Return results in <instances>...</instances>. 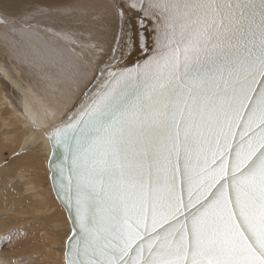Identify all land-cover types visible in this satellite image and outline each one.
I'll return each instance as SVG.
<instances>
[{"label": "snow or ice", "instance_id": "1", "mask_svg": "<svg viewBox=\"0 0 264 264\" xmlns=\"http://www.w3.org/2000/svg\"><path fill=\"white\" fill-rule=\"evenodd\" d=\"M130 7L157 54L53 137L68 264H264V0Z\"/></svg>", "mask_w": 264, "mask_h": 264}, {"label": "rangeland", "instance_id": "2", "mask_svg": "<svg viewBox=\"0 0 264 264\" xmlns=\"http://www.w3.org/2000/svg\"><path fill=\"white\" fill-rule=\"evenodd\" d=\"M3 1L0 0V18L3 17L6 20L0 23V35L2 36H4L3 33L17 29L15 24L14 26L5 25L8 18L4 13L12 15V12H2L3 8H6V5L11 2L4 3ZM109 1V4L112 5L111 0ZM18 2H21L22 5L14 6L10 9L11 11L20 13V16H23L25 10L44 12V15L39 16L41 18H37L36 21H49L54 28H56L54 25H60L54 18L60 17L61 13H48L71 8L67 10L69 15H63V17L66 16L65 18L69 22L74 20L77 22L79 19L75 18H80L78 13L88 14L81 7L82 4L86 9H89L90 5H95L88 4L89 0H66V4L62 6L60 3L54 2L51 4L44 2L33 4L32 0H18ZM106 2L104 0L98 4L102 5ZM79 6L81 8L76 9ZM95 7L99 8L98 5ZM112 10L111 6L110 11ZM23 11L24 13H22ZM92 11L97 12L93 9ZM110 11L109 14L107 13L108 15L105 14L107 20L111 17L110 14H113ZM14 18L11 19L15 22L17 17ZM51 21L54 22V25ZM94 21L85 22L90 29L84 26L85 23H75V30L81 28L85 34L89 32L86 35L91 38L93 34H90L91 26H99L102 23L99 18ZM106 23L107 26L104 25V27H108L111 21L103 24ZM40 26L43 27V25ZM33 27V25H29V29L32 30ZM106 30L104 31V33L106 32L105 37L108 32V29ZM1 31L4 32L1 34ZM56 34L61 35V32ZM14 47L16 48L15 45ZM48 47L50 48V46ZM66 53L68 52H64L60 56L61 61L67 58L68 54ZM74 53L70 58V64L79 61L77 54ZM8 57L5 58L0 53V264H65L64 246L70 233L69 223L65 211L52 193L46 166L49 146L42 134V129L57 120L56 118H59L60 115L57 113L58 110L54 111L55 99L52 103L51 98L37 94L43 88L52 94L49 80L46 82L47 77L44 75L42 77L39 68L32 64L34 67L32 69H38L35 70L36 73H32L28 70V65L25 62H19L16 58L8 59ZM67 60L69 61V59ZM67 63L69 65V62ZM67 63L61 62L60 68L63 67L62 69L65 71L68 67ZM46 72L49 73V71ZM73 74L61 73V76L68 78L76 85V82L79 81L75 82ZM58 77L60 74H55V78ZM29 93H32L31 96ZM24 94L28 95V98L24 97ZM33 94L37 99H34ZM26 99L28 100L26 101ZM50 110L53 111L48 114ZM29 133L34 136L33 139L28 135ZM37 134L42 135L43 139H38L35 142Z\"/></svg>", "mask_w": 264, "mask_h": 264}, {"label": "bare ground", "instance_id": "3", "mask_svg": "<svg viewBox=\"0 0 264 264\" xmlns=\"http://www.w3.org/2000/svg\"><path fill=\"white\" fill-rule=\"evenodd\" d=\"M11 1L9 5H6V8H3L2 12H12V15L4 13L7 15L6 18L7 21L6 24H10L14 26V24L17 26L15 28L17 29H10L11 31L8 33H3L4 36L0 35V53H2L5 58L7 56L8 59L16 58L19 62H25L28 66V70H30L32 73H36L35 70H38L34 67H32V64L35 65V67L39 68V71L42 73L45 77H47L45 80H49L50 83V91L49 93L46 88H43L37 92L38 95L42 97H47L52 99H55V102L53 103L55 110H58V114L60 115L59 118H56L57 120L62 117L64 112L69 109L73 103L80 98L82 95V91L90 84L92 79L98 74V71L103 66V60L108 57V53H112L116 48V35H117V26H118V14L115 11L113 4L110 5V1L106 0L107 2L105 4L99 5L98 3H102L104 0H89L88 4H95L90 5L89 9H86L84 5L82 4L81 7L84 9V11H87L88 14H81L78 13L80 18L77 22L74 20L73 22H69L66 16L63 17V15H67L71 8L63 9V10H57L56 12L53 11L48 14H55L59 12L60 17L54 18V20H57L56 23L60 24L53 25L56 27H52V24L48 22H40L36 21V19L41 18L39 16L44 15V12L38 11V12H31V11H24L22 13L23 16H20L16 11H11V8H14L16 5H22L18 2V0H4L3 2ZM23 1V0H21ZM46 0H32V2L35 3H41ZM75 1V0H72ZM56 3L62 6L63 4H66V0H48L44 3L51 4ZM27 3V2H26ZM76 3H78L76 1ZM80 4V3H78ZM28 5V4H27ZM31 5V4H30ZM99 6V8H96L95 6ZM1 6V5H0ZM111 6L113 8L111 10ZM80 6L76 9H80ZM21 9V8H20ZM97 10V12L92 11ZM111 13L107 20L105 17L108 12ZM86 12V13H87ZM83 13V12H82ZM109 14V13H108ZM107 14V15H108ZM5 15V16H6ZM69 15V14H68ZM2 16V15H1ZM113 16V17H112ZM17 17L15 22L11 18ZM53 17V16H52ZM70 17V16H69ZM14 18V19H15ZM96 18H99L100 22H102L99 26H91V33L92 37L89 38V35H86L84 31H81V28L79 30H75V23H85L86 21H92ZM6 19L0 18V23L4 22ZM53 20V21H54ZM103 20V21H102ZM67 21V22H66ZM94 21V22H95ZM107 21H111L110 24H108V27H104L103 24ZM109 23V22H108ZM115 23V25H114ZM84 24L85 27H88ZM29 25H33V29H29ZM40 25H43L41 27ZM1 26V25H0ZM51 26V29H50ZM3 27V26H2ZM5 27V26H4ZM6 28V27H5ZM49 28V29H48ZM90 29V27H88ZM106 37L104 36V31H107ZM56 31H53V30ZM87 29V28H86ZM85 29V30H86ZM3 30V29H2ZM84 30V28H82ZM4 31H1V34ZM57 32H61V35L56 34ZM69 33L70 35H68ZM109 33V34H108ZM68 35V37L66 36ZM16 46V48L14 47ZM50 46V48L48 47ZM8 51V52H7ZM68 52L67 58L64 59V62H69L66 64L68 67L65 69V71L60 68L61 62L60 56L64 53ZM76 53L79 61L70 64V58L72 56V53ZM11 53V54H8ZM74 53V54H75ZM95 53V54H94ZM64 57V56H63ZM74 57V56H73ZM75 58V57H74ZM69 59V61L67 60ZM61 61V62H60ZM59 63V64H57ZM65 68V67H64ZM63 70V71H62ZM46 71H49L47 73ZM60 74V77L55 78V74ZM61 73H74L72 76H74V80L79 81L76 82V85L72 83L68 78L61 76ZM48 84V83H47ZM38 85V84H37ZM84 85V87H82ZM32 86V85H31ZM39 86V85H38ZM8 91V90H7ZM30 96L32 93H29ZM5 95V94H4ZM52 95V97H50ZM34 99H37V97L33 94L32 95ZM5 97V96H4ZM24 97L28 98V95L24 94ZM28 99H26L27 101ZM47 100V99H46ZM25 101V102H26ZM52 109V108H50ZM53 111V110H52ZM48 114H51L52 112ZM58 117V116H57ZM52 124V123H50ZM48 126V125H47ZM45 130L42 129V134ZM29 136H32L31 133L28 134ZM44 135V134H43ZM34 136H32V139ZM40 139L42 140V135H38L35 137V142ZM29 140V139H28Z\"/></svg>", "mask_w": 264, "mask_h": 264}, {"label": "water", "instance_id": "4", "mask_svg": "<svg viewBox=\"0 0 264 264\" xmlns=\"http://www.w3.org/2000/svg\"><path fill=\"white\" fill-rule=\"evenodd\" d=\"M131 0H111V4L118 14V26L116 35V48L103 60V66L90 84L82 91V95L73 105L67 109L62 117L44 127L43 132L49 146L47 159V170L49 172V183L56 201L65 211L70 233L65 241L64 263L68 264L69 240L73 231V218L67 207L65 195L57 187L59 165L63 162L65 155L63 147L54 146V133L58 129L67 128L87 109V106L104 90V86L111 79L113 72H132L143 65L148 59L158 52L157 36L159 24L154 15L145 13L140 8L130 7ZM147 4L148 0H140ZM59 193V194H58Z\"/></svg>", "mask_w": 264, "mask_h": 264}]
</instances>
